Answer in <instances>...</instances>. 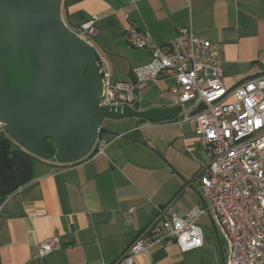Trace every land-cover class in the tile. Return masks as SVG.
<instances>
[{"label": "crops", "instance_id": "0c3cea01", "mask_svg": "<svg viewBox=\"0 0 264 264\" xmlns=\"http://www.w3.org/2000/svg\"><path fill=\"white\" fill-rule=\"evenodd\" d=\"M60 13L75 32L93 22L102 70L117 81L129 80V70L150 58L147 49L128 45L129 25L147 28L157 44L182 27L218 43L225 88L264 76V0H61ZM166 80L150 82L140 98L152 92L167 102L140 103L139 109L175 104L168 90L174 82ZM115 123L116 129H108L118 135H103L109 142L103 154L66 165L37 160L32 180L2 201L0 264H110L152 221L155 206L172 203L178 216L205 206L199 181L204 153L193 121L177 116ZM204 215L211 220L203 214L197 222ZM161 234L158 224L149 233ZM53 236L59 249L38 258V242ZM216 244V253L205 244L181 251L174 239L164 238L136 259L138 264H225V245L219 237Z\"/></svg>", "mask_w": 264, "mask_h": 264}, {"label": "built area", "instance_id": "2783aa9c", "mask_svg": "<svg viewBox=\"0 0 264 264\" xmlns=\"http://www.w3.org/2000/svg\"><path fill=\"white\" fill-rule=\"evenodd\" d=\"M76 33L92 45L97 31L88 21ZM125 37L130 47L147 49L149 61L132 69L134 82L117 81L102 70L96 51L103 80L100 105L139 109L144 87L152 81L172 79L168 90L182 108L179 119L195 123L196 142L204 153L199 181L206 203L194 206L184 216L176 214L172 203L155 206L152 221L110 264H138L137 256L164 238L174 239L181 251L202 247L204 235L197 220L203 214H209L213 226L218 227L225 245V264H264V76L225 88L219 44L196 38L190 27L180 28L164 44H157L147 28L131 25ZM108 145L98 132L88 157L103 154ZM156 224L162 234L150 236ZM58 249V237H49L38 242L37 256L43 259Z\"/></svg>", "mask_w": 264, "mask_h": 264}, {"label": "water", "instance_id": "95a60500", "mask_svg": "<svg viewBox=\"0 0 264 264\" xmlns=\"http://www.w3.org/2000/svg\"><path fill=\"white\" fill-rule=\"evenodd\" d=\"M60 2L0 0V124L12 141L40 160L66 165L90 155L98 132L118 135L101 125L105 118H177L179 104L101 106L97 52L63 20ZM128 77L134 82L132 69Z\"/></svg>", "mask_w": 264, "mask_h": 264}, {"label": "trees", "instance_id": "16d2710c", "mask_svg": "<svg viewBox=\"0 0 264 264\" xmlns=\"http://www.w3.org/2000/svg\"><path fill=\"white\" fill-rule=\"evenodd\" d=\"M37 160L40 159L18 146L4 131L0 132V202L32 180Z\"/></svg>", "mask_w": 264, "mask_h": 264}, {"label": "rangeland", "instance_id": "374dc122", "mask_svg": "<svg viewBox=\"0 0 264 264\" xmlns=\"http://www.w3.org/2000/svg\"><path fill=\"white\" fill-rule=\"evenodd\" d=\"M92 45H95V49L99 52L100 50L97 48V43L94 42V40L92 41ZM99 47V46H98ZM166 84L170 85L172 84L171 79L166 80ZM172 96V95H171ZM170 100H174L173 97H171ZM159 102V101H164L167 102V100H162L161 98H156V96L154 95V93L149 92L147 93H141V98H140V103L142 106L148 105V103L150 102ZM119 120H114V119H109V118H105L102 120L101 125L105 128H112V129H116L117 126H119V124L115 123ZM4 126V125H3ZM106 136V135H105ZM197 224L201 227L202 231H203V235H204V247L205 248H210L212 247L216 252H218L219 248L218 245L216 244L217 238L219 237L221 239L220 233L218 231V227L217 226H213L211 223V220L209 218V216L204 215L199 222H197ZM218 235V236H217ZM217 236V237H216Z\"/></svg>", "mask_w": 264, "mask_h": 264}]
</instances>
